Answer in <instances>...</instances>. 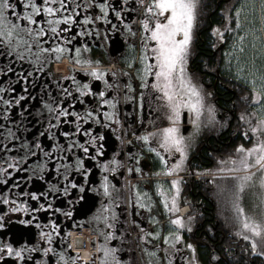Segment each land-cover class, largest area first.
Instances as JSON below:
<instances>
[{"label":"flooded vegetation","instance_id":"obj_1","mask_svg":"<svg viewBox=\"0 0 264 264\" xmlns=\"http://www.w3.org/2000/svg\"><path fill=\"white\" fill-rule=\"evenodd\" d=\"M12 2L19 5L22 0ZM244 3L199 0L187 70L204 96L197 121L203 131L180 169L170 176L150 151L156 148L169 167L179 159V154H168L156 143L170 122L162 93L151 87L154 77L148 76L146 87L130 93L129 77L135 76L110 72L111 65L132 62L135 74H140L133 61L136 42L125 34L134 32L133 25L128 28L134 0H66L60 15L72 16L73 21L53 25L57 35L42 22L30 25L45 28L42 43L24 32H19L23 37L19 45L16 35L10 44L0 37V247L10 244L21 251L20 257L0 252V264H102V246L114 248L120 264H264L251 246L255 240L264 247V236L254 237L243 229L231 203L235 177L245 173L220 171L233 167L229 160L237 156V146H251L250 126L264 115L260 111L264 99L252 100L253 75L264 73V50L259 60L248 57L247 45L252 41L245 40L246 35L253 36L255 45L258 36L264 46V17L260 0H248L238 28L237 8ZM13 11L23 9L18 6ZM98 32L109 45L116 41L119 51L111 47L106 56ZM56 46L65 51H42ZM93 69L102 72L103 79L87 75ZM101 91L104 97L99 96ZM104 99L111 103L102 104ZM61 111L67 115L58 117ZM195 119L181 112L183 134ZM149 133L155 135L147 143L138 139ZM123 137H133L126 147ZM250 171L253 180L239 203L247 216L264 223L260 172ZM157 172L169 178L157 180ZM173 179L179 181L181 193L171 187ZM173 196L176 204L188 205L186 216L176 214ZM177 217L182 228L171 223ZM245 235L251 239L245 240Z\"/></svg>","mask_w":264,"mask_h":264},{"label":"snow or ice","instance_id":"obj_2","mask_svg":"<svg viewBox=\"0 0 264 264\" xmlns=\"http://www.w3.org/2000/svg\"><path fill=\"white\" fill-rule=\"evenodd\" d=\"M140 4H144V0H138ZM248 0L237 8V20L236 25L239 28L241 21L239 19L240 12L247 7ZM66 0H22L18 5L13 3L12 0H0V37L4 38L7 43H11L12 37L17 36V44L23 40V37L19 36V32H24L27 36L34 37L36 43H42L41 37L45 36L46 31L44 27L33 28L30 25H39L45 23L49 25V30L57 35V27L53 25H59L61 21L66 24H70L73 21L72 16H61L60 11L65 9ZM23 9L20 13L13 11L17 7ZM199 6V0H149L147 7L145 8V18L141 22V26L145 35L142 37V47L146 54H142L141 63L143 68L139 70L141 72L140 79L142 81L141 87H146V78L148 76L154 77L151 82V87L162 93V99L166 101L165 108L167 109V119L170 122V126L161 130L160 137L156 141L160 148L168 154L177 153L179 159L175 163L168 166V160L164 155H161L156 148H150V151L154 152L163 171L166 175H172L174 171L179 170L183 161L187 156V145L185 143V137L180 133V121L181 112L187 110L189 114H192L196 119L192 121L196 124L204 110V96L201 93L200 88L193 83L191 77L188 75L187 64L190 54V45L192 41V30L195 24L197 9ZM105 5H101L103 10ZM260 11L262 17H264V0H260ZM10 16L15 17L20 21L26 23L18 24L14 19H9ZM42 18V20H41ZM54 18V19H50ZM67 29H60V31H66ZM214 34L218 30H213ZM221 38H223L221 36ZM243 40V37H241ZM42 51L50 52L55 51L57 54H61L65 49L61 46H56L54 49L45 48ZM79 49L76 52L79 53ZM59 59V55L56 57ZM146 61H150L147 62ZM80 61H77L79 63ZM131 67V65H129ZM97 79H103L104 74L93 69L90 73H87ZM259 80V83L256 81ZM253 95L252 100L259 103L264 99V73L259 77L253 75ZM130 88L131 85H128ZM83 88L88 92H91L87 83L83 84ZM81 95H84L81 92ZM105 93L101 91L100 97H104ZM7 103V101H5ZM102 104H110L111 101L104 99ZM261 112H264V105L261 106ZM208 112L212 118H214L213 109L208 108ZM67 115L66 112L61 111L58 114ZM91 117L92 113H88ZM105 113V116H108ZM253 116L257 115L256 112L252 113ZM79 120L80 117L76 116ZM241 120L245 117L242 115ZM250 132L252 134V143L250 147H245L243 144L237 146L235 149L237 156L229 160V163L233 165L231 168H222L220 171H226L229 173H245L241 176H236V192L233 194L232 207L236 214V220L241 224V227L245 230H249L254 237L264 236V223L257 222L253 218L247 216L241 207L240 194L250 181L253 180L254 173L250 170L257 168L260 172L259 186L264 190V115L260 116V119L256 121L255 126H250ZM79 131V128L77 129ZM154 133H149L144 136L138 137L147 143L150 137L154 136ZM245 138L249 139L247 133ZM95 139V138H93ZM85 152H88L87 148H84ZM99 151V149H98ZM94 159V157H93ZM112 163H117L113 160ZM115 171V168L112 169ZM129 172L132 169H128ZM140 171L139 168L136 169ZM159 175V172L155 173ZM105 183L103 184L105 196L109 195V187L107 184V177H104ZM171 187L175 189V192L179 193V181L176 179L171 180ZM81 191H84L81 187ZM158 193L161 197L165 196V192L158 185ZM140 202V194H137V203ZM173 208L176 206L175 196L172 197ZM141 207L144 205L140 204ZM165 208H168V204L165 202ZM171 223L178 228L183 227V223L180 218H176ZM2 227V225H0ZM190 230V229H189ZM172 235V233H170ZM181 237L176 234L175 239L179 240ZM165 237V242H167ZM245 240L251 239L248 235L244 236ZM252 250L256 251L257 244L255 240L252 241ZM187 247L192 249L193 246L188 244ZM51 251V249H48ZM103 252L102 264H120V260L115 256V249L106 246L101 247ZM0 252H4L6 255L21 256V251L14 249L10 244H5L0 247ZM264 254V253H262ZM2 258V257H0Z\"/></svg>","mask_w":264,"mask_h":264},{"label":"rangeland","instance_id":"obj_3","mask_svg":"<svg viewBox=\"0 0 264 264\" xmlns=\"http://www.w3.org/2000/svg\"><path fill=\"white\" fill-rule=\"evenodd\" d=\"M129 25L130 26L128 28H129V31H130L131 30L130 27H132V25L131 24H129ZM138 32H139L138 34H137V32H132V33L125 32V34L129 35L131 37V41L132 42L134 41V42L139 43V44L142 45L141 31H138ZM143 33L144 32H142V34ZM258 33H259V31H258ZM97 34H98V36H100V32H98ZM255 37L258 39V42L255 43V45H253V36L246 35L245 40L247 39V41H252L251 45H249L247 43L248 44L247 45L248 46V52H249V55H247V56L248 57H253V55H254L255 59L259 60V54L262 55V52L264 50V46L259 42L260 38L258 36H255ZM193 40H194V27H193V30H192V41H191V45H190V52H191V49H192ZM104 54L106 56H108V54L106 52ZM143 54H146L144 48H143ZM141 56H142V53L139 51L138 48H135V54H134L133 60L137 62V66H139V64H142L141 63ZM147 62H150V61H147ZM252 64H253V62H252ZM129 65H131V67ZM243 66H244L243 63H239L238 64V67L241 70H243ZM110 67H111V70H110L111 73L121 71V72H123L126 75V74H128L127 69L128 68H133V64L131 62L129 64H123V65H120V66H117V67H114L113 65H111ZM108 70H109V68H108ZM130 82H132V84L134 86H136L137 88H139V86L141 84V80H139L136 77H131V76L129 77L128 85H130ZM128 91L130 93H134V91H133V89L131 87L130 88L128 87ZM133 97H134L133 95H131V97H130L132 101H134V99H135ZM186 112H187V110H183L182 111V113H186ZM202 131H203V128L200 125H198L197 123L193 124L192 127L190 128V130L186 134H183L182 130L180 129L181 135H183L185 137V143L187 145V151H190L193 148L195 142L200 139V137L202 135ZM223 203L226 204L224 200H223ZM257 244H258L259 247L256 248V253L258 255L262 256L263 259H264V254H262V253H264V247L259 245V243H257Z\"/></svg>","mask_w":264,"mask_h":264},{"label":"built area","instance_id":"obj_4","mask_svg":"<svg viewBox=\"0 0 264 264\" xmlns=\"http://www.w3.org/2000/svg\"><path fill=\"white\" fill-rule=\"evenodd\" d=\"M149 3V0H144V4H140L138 2V8L136 10V13L134 14V18L132 19V23L131 25L134 26V32H137V34L139 33L138 31H140V28H141V22L142 20L144 19L145 17V8L147 7ZM100 38H101V48L104 50V52H106L107 54H109V46H108V43L106 40H104L102 38V34L100 33ZM131 140V139H130ZM129 139H122V144L123 146L128 143L130 141ZM188 211L187 207H181L179 209V214L180 215H184L186 214V212Z\"/></svg>","mask_w":264,"mask_h":264},{"label":"water","instance_id":"obj_5","mask_svg":"<svg viewBox=\"0 0 264 264\" xmlns=\"http://www.w3.org/2000/svg\"><path fill=\"white\" fill-rule=\"evenodd\" d=\"M111 47H112V49H113L114 52H118V51H119V46H118L117 42L114 41V40H113V42L111 43ZM182 122L185 123L184 120H182Z\"/></svg>","mask_w":264,"mask_h":264},{"label":"crops","instance_id":"obj_6","mask_svg":"<svg viewBox=\"0 0 264 264\" xmlns=\"http://www.w3.org/2000/svg\"><path fill=\"white\" fill-rule=\"evenodd\" d=\"M179 193H181V186L179 184ZM182 205H186L185 203H177L176 206H175V211L178 207L182 206Z\"/></svg>","mask_w":264,"mask_h":264},{"label":"bare ground","instance_id":"obj_7","mask_svg":"<svg viewBox=\"0 0 264 264\" xmlns=\"http://www.w3.org/2000/svg\"><path fill=\"white\" fill-rule=\"evenodd\" d=\"M229 228V227H228Z\"/></svg>","mask_w":264,"mask_h":264}]
</instances>
